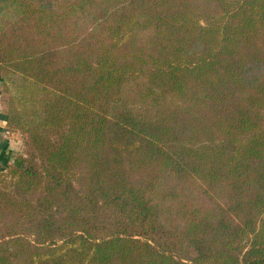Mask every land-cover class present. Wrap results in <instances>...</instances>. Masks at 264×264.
Returning <instances> with one entry per match:
<instances>
[{"label": "trees", "instance_id": "trees-1", "mask_svg": "<svg viewBox=\"0 0 264 264\" xmlns=\"http://www.w3.org/2000/svg\"><path fill=\"white\" fill-rule=\"evenodd\" d=\"M0 264H264V0H0Z\"/></svg>", "mask_w": 264, "mask_h": 264}, {"label": "crops", "instance_id": "crops-1", "mask_svg": "<svg viewBox=\"0 0 264 264\" xmlns=\"http://www.w3.org/2000/svg\"><path fill=\"white\" fill-rule=\"evenodd\" d=\"M9 134L12 135V132H9L5 127L4 104L0 100V169L11 161L14 152V142L8 136Z\"/></svg>", "mask_w": 264, "mask_h": 264}, {"label": "rangeland", "instance_id": "rangeland-1", "mask_svg": "<svg viewBox=\"0 0 264 264\" xmlns=\"http://www.w3.org/2000/svg\"><path fill=\"white\" fill-rule=\"evenodd\" d=\"M5 94L2 92V90H1V85H0V100L2 101V103L4 104V112H5V110H6V102H5ZM9 132H12V135H8L10 138H11V140L14 142L13 143V146H15L14 147V152H13V154H12V156L13 155H15L16 153H18V152H20V151H22V148H23V145H22V138H21V136L16 132V131H12V130H8ZM10 162V161H9Z\"/></svg>", "mask_w": 264, "mask_h": 264}]
</instances>
